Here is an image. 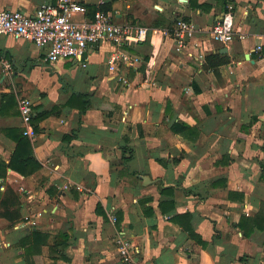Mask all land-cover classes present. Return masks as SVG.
<instances>
[{
	"label": "crops",
	"instance_id": "0c3cea01",
	"mask_svg": "<svg viewBox=\"0 0 264 264\" xmlns=\"http://www.w3.org/2000/svg\"><path fill=\"white\" fill-rule=\"evenodd\" d=\"M57 1L0 0V9L33 15ZM73 1L88 13L106 5L113 21L149 32L123 47L139 58L133 64H111L116 48L107 41L49 63L46 48L0 35V60L9 63L0 61V160L17 145L7 131L25 128L20 99H30L33 117L61 106L32 119L41 168L29 176L8 168L0 179V199L12 188L19 201L9 211L21 214L0 216V264H264V229L246 235L238 225L264 203V0H229L245 38L224 46L201 37L206 55L227 49L219 75L178 51L168 31L183 17L210 29L225 14L220 2ZM174 123L193 129L176 133ZM61 234L65 247L55 243ZM119 236L139 250L130 263Z\"/></svg>",
	"mask_w": 264,
	"mask_h": 264
},
{
	"label": "built area",
	"instance_id": "2783aa9c",
	"mask_svg": "<svg viewBox=\"0 0 264 264\" xmlns=\"http://www.w3.org/2000/svg\"><path fill=\"white\" fill-rule=\"evenodd\" d=\"M87 13L88 9L84 4L73 0H58L56 4L40 5L33 15L18 10L0 9V35L25 38L40 48H46L49 63L81 58L89 47L106 41L113 43L116 48L110 58L111 64H133L139 61V58L125 52L123 47L145 41L149 32L146 27L117 23L101 9H97L92 17H87ZM79 15L82 17L79 18ZM168 32L178 51L185 50L201 64L205 62L206 56L201 39L205 34L224 46H228L237 37L245 38L236 25L232 10L208 30L200 28L193 20L178 18ZM257 49H261V45ZM2 62L9 69V63ZM19 111L25 125L24 135L33 138L35 130L32 126L33 110L29 98L19 100ZM112 220L115 221L116 217H112ZM115 241L122 261L132 262L139 252L138 248L124 236H119Z\"/></svg>",
	"mask_w": 264,
	"mask_h": 264
},
{
	"label": "trees",
	"instance_id": "16d2710c",
	"mask_svg": "<svg viewBox=\"0 0 264 264\" xmlns=\"http://www.w3.org/2000/svg\"><path fill=\"white\" fill-rule=\"evenodd\" d=\"M217 2H220L223 7H224V13H227L228 11L232 10L233 11V7L232 9H230L229 7V0H216ZM190 3L192 5V7H204L206 8L204 5L198 4L196 0H190ZM97 9H101L103 11H105L106 13L108 12V10L110 9L108 6H90V13L89 17H92L94 12ZM184 19H187L185 17H183ZM178 19V18H177ZM177 19L175 20V22L177 21ZM188 20V19H187ZM173 27V26H172ZM172 27H170L169 31H171ZM230 62L229 58L224 55L221 54L220 52H216V53H211L209 55H206L205 57V62H204V68L205 69H211L213 70V72L216 75H219V67L223 66L225 64H228ZM76 97H78L77 95H74ZM79 97L81 98H85L88 97V94H80ZM82 100V99H81ZM88 103L85 100H82V106H81V111L84 112L86 110ZM61 109V106H56L51 110L48 111H42L38 114H36L33 117V120H40L42 118H45L46 116L52 115V114H58L59 111ZM34 130H36L37 127L34 126ZM193 128L190 127L188 124L185 123H174L172 125V130L176 133H181L183 135H185L186 131H190ZM8 133H15L14 137L16 138V148L10 158V160L8 162L2 161L0 160V179L5 178L6 174H7V169L11 168L12 170L18 172L19 174L23 175V176H29L33 173H35L36 171H38L41 168V164L35 159L34 155H33V150H32V144H31V140L29 139L28 136L24 135V129H12L7 131ZM264 170V167H263ZM172 190L168 189V188H163L161 190V193L163 195H166L168 193H171ZM15 202L18 203L19 198L18 195L15 193V191L12 190V188L10 187H6V190L4 192V196L2 199H0V216L4 217L12 222L18 220L20 218V212L19 211H9V206L11 204H13V200ZM262 207L260 208L259 212L253 216V217H242V219L239 222V227L243 229V231L246 233V235L250 234L251 232H253L256 228L257 229H264V203H262ZM164 203H161V206L163 207ZM174 203L173 201H170V206L169 208H173ZM100 206L98 205L97 207V211L100 212L99 210ZM165 211V208H163ZM180 217H185V218H189V215H184V216H180ZM250 224L249 229H246V226ZM184 228L186 230L189 231V234L197 239L198 241H201V238L199 235H197L195 233V231L189 227V226H184ZM38 235H41V233L39 231H32V237L36 238ZM61 237L62 239L59 240L57 242V240H55V243L57 245H61L63 247H65L67 245V239L66 236L64 234L61 235H57L55 238ZM62 256V255H60Z\"/></svg>",
	"mask_w": 264,
	"mask_h": 264
},
{
	"label": "water",
	"instance_id": "95a60500",
	"mask_svg": "<svg viewBox=\"0 0 264 264\" xmlns=\"http://www.w3.org/2000/svg\"><path fill=\"white\" fill-rule=\"evenodd\" d=\"M226 51H227V49H226V48H223V49L221 50V53L226 52Z\"/></svg>",
	"mask_w": 264,
	"mask_h": 264
}]
</instances>
